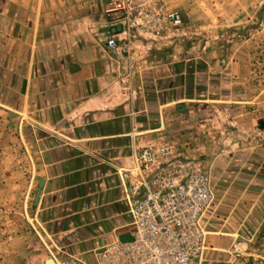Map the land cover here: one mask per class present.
Segmentation results:
<instances>
[{
	"label": "crops",
	"instance_id": "0c3cea01",
	"mask_svg": "<svg viewBox=\"0 0 264 264\" xmlns=\"http://www.w3.org/2000/svg\"><path fill=\"white\" fill-rule=\"evenodd\" d=\"M111 1L4 0L0 11V115L10 126L21 123L33 161L28 212L38 238L30 264L94 263L102 248L133 232L135 154L147 146L198 161L186 140L230 138L223 128L231 125L244 128L240 138H254L255 122L264 126L253 105L264 89L254 94L241 57L217 59L169 39H136L128 53L113 54L110 36L126 43L105 13ZM263 5L239 2L230 8L233 25L251 23ZM217 211L205 216L200 264L245 254L240 231Z\"/></svg>",
	"mask_w": 264,
	"mask_h": 264
},
{
	"label": "rangeland",
	"instance_id": "374dc122",
	"mask_svg": "<svg viewBox=\"0 0 264 264\" xmlns=\"http://www.w3.org/2000/svg\"><path fill=\"white\" fill-rule=\"evenodd\" d=\"M116 1H111L105 13L112 22L124 26L121 13L113 11ZM239 2L245 4V0H160L167 10L181 15L182 26L167 24L158 34L140 28L124 34L122 28L126 44L119 43L116 36L109 38L116 40L118 49L109 47V38L106 44L113 54L123 56L136 39H169L189 44L194 52L216 55L217 59L219 55L241 57L253 73L251 87L256 95L264 89V5L251 23L234 26L231 19L235 15L230 8L239 6ZM3 6L4 0H0V11ZM263 102L264 95L253 103L261 106L262 111L257 113L260 120H264ZM10 123L9 118L5 120V115H0V264H30L38 238L28 212L35 200L36 188L30 178V174L34 176L33 161L21 123L14 127ZM231 128H223L230 138H191L186 140L190 143L187 147L197 154L209 176L211 207L217 206L218 213L230 216L228 223L240 231L237 238L242 239L245 254L239 258L237 252L234 259L220 264H264V126L255 122L254 138H240L246 136L243 127Z\"/></svg>",
	"mask_w": 264,
	"mask_h": 264
},
{
	"label": "built area",
	"instance_id": "2783aa9c",
	"mask_svg": "<svg viewBox=\"0 0 264 264\" xmlns=\"http://www.w3.org/2000/svg\"><path fill=\"white\" fill-rule=\"evenodd\" d=\"M113 11L121 13L124 34L136 28L158 34L164 25H183L181 15L160 0H117ZM108 45L118 49L114 38ZM135 160L138 192L129 200L133 240L106 245L90 264H200L213 200L209 176L198 161L180 158L170 146H147ZM53 263L88 264L76 257Z\"/></svg>",
	"mask_w": 264,
	"mask_h": 264
},
{
	"label": "water",
	"instance_id": "95a60500",
	"mask_svg": "<svg viewBox=\"0 0 264 264\" xmlns=\"http://www.w3.org/2000/svg\"><path fill=\"white\" fill-rule=\"evenodd\" d=\"M132 240H133V238L129 234L123 235L121 237L122 242H127V241H132Z\"/></svg>",
	"mask_w": 264,
	"mask_h": 264
},
{
	"label": "bare ground",
	"instance_id": "6f19581e",
	"mask_svg": "<svg viewBox=\"0 0 264 264\" xmlns=\"http://www.w3.org/2000/svg\"><path fill=\"white\" fill-rule=\"evenodd\" d=\"M51 264H54L53 262Z\"/></svg>",
	"mask_w": 264,
	"mask_h": 264
}]
</instances>
